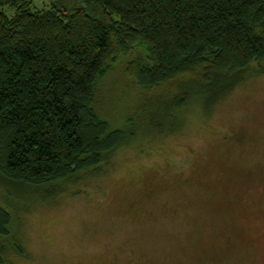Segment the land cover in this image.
Wrapping results in <instances>:
<instances>
[{
  "label": "trees",
  "instance_id": "1",
  "mask_svg": "<svg viewBox=\"0 0 264 264\" xmlns=\"http://www.w3.org/2000/svg\"><path fill=\"white\" fill-rule=\"evenodd\" d=\"M30 5L0 0V179L36 197L103 173L136 133L178 131L180 111L197 102L210 110L251 67L264 66V0ZM117 62L147 94L125 128L99 109L101 80ZM11 221L0 205V236Z\"/></svg>",
  "mask_w": 264,
  "mask_h": 264
},
{
  "label": "rangeland",
  "instance_id": "2",
  "mask_svg": "<svg viewBox=\"0 0 264 264\" xmlns=\"http://www.w3.org/2000/svg\"><path fill=\"white\" fill-rule=\"evenodd\" d=\"M30 1V10L55 3ZM100 85V114L125 128L147 94L120 62ZM206 109L180 111L172 134L136 133L103 173L53 198L0 179V205L12 215L0 236L4 264L108 262L112 252L124 264H264V66Z\"/></svg>",
  "mask_w": 264,
  "mask_h": 264
},
{
  "label": "flooded vegetation",
  "instance_id": "3",
  "mask_svg": "<svg viewBox=\"0 0 264 264\" xmlns=\"http://www.w3.org/2000/svg\"><path fill=\"white\" fill-rule=\"evenodd\" d=\"M98 256H93V258H97ZM109 258H111L110 261H105L103 260L100 264H124V257L123 256H117L113 255V252L109 255ZM87 264H96L95 261H91L90 263Z\"/></svg>",
  "mask_w": 264,
  "mask_h": 264
}]
</instances>
